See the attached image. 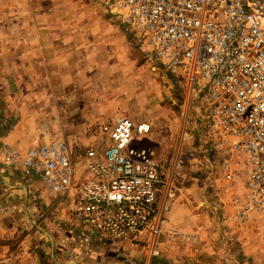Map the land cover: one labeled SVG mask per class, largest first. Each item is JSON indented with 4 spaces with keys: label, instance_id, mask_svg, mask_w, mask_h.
<instances>
[{
    "label": "rangeland",
    "instance_id": "374dc122",
    "mask_svg": "<svg viewBox=\"0 0 264 264\" xmlns=\"http://www.w3.org/2000/svg\"><path fill=\"white\" fill-rule=\"evenodd\" d=\"M22 2L0 0L1 26L10 22L11 16L23 13ZM79 12L89 21L95 16L113 19V25L117 24L125 36L93 33L92 23L81 22L78 38L65 44L79 42L73 65L63 70L15 71L16 86L5 79L7 72L0 73V131L16 126L18 144L20 138L27 141L24 152L17 148L5 156L13 157L16 171L24 170L23 181H27L26 177L32 180L22 185H31L30 190L40 193L47 201L48 222L56 217L55 212L67 209L70 198L50 194L38 174L25 172L21 158L30 148L60 140L68 148L74 172L80 175L81 155L98 141L100 126L122 114L151 126L150 134L138 145L151 150L154 159L164 167L168 181L171 164L176 157H182V164L175 172L178 183H173L174 194L168 200L170 208L164 214L157 235L154 247L157 254H151L146 232L132 243L120 242L143 252L142 259L134 257L138 264H163L162 259H158L159 244L169 240L174 244L166 249L175 259L180 257L179 264H264V216L254 212L244 214L242 176L234 182H226L216 152L197 137L185 138L189 133L196 135L201 123L202 105L193 86L158 65L146 44L117 18L121 13L118 8L106 6L102 0H79ZM44 128H47L46 133ZM3 164L13 166L4 161ZM232 169L239 170L235 166ZM174 205L180 207V212L175 218L176 227L170 229L168 214ZM68 213L73 219L72 210ZM12 220L0 215V264H26L28 260L22 245L31 242L35 246L31 264L57 263L42 251L45 248L40 243L46 235L37 228L38 234L32 240L25 239L27 231L9 235L8 222ZM33 220L35 229L43 218ZM143 234H146L145 239L141 240ZM98 237L112 245L101 235ZM225 256L234 257L235 262H215L218 258L225 261Z\"/></svg>",
    "mask_w": 264,
    "mask_h": 264
},
{
    "label": "built area",
    "instance_id": "2783aa9c",
    "mask_svg": "<svg viewBox=\"0 0 264 264\" xmlns=\"http://www.w3.org/2000/svg\"><path fill=\"white\" fill-rule=\"evenodd\" d=\"M102 2L121 10L117 18L162 69L193 86L201 123L185 138L197 137L216 152L226 182L242 176L244 214L264 216V0ZM150 132L146 122L115 115L82 153L80 175L60 140L28 149L22 166L50 194L70 198L73 218L84 227L112 244L146 232L156 255L182 157L171 164L168 181L151 150L138 145ZM3 161L14 163L10 156Z\"/></svg>",
    "mask_w": 264,
    "mask_h": 264
},
{
    "label": "crops",
    "instance_id": "0c3cea01",
    "mask_svg": "<svg viewBox=\"0 0 264 264\" xmlns=\"http://www.w3.org/2000/svg\"><path fill=\"white\" fill-rule=\"evenodd\" d=\"M21 4L24 7L23 13L11 16L10 22L0 25V73L7 72L5 79L13 86L17 85L13 73L15 71L63 70L65 66L73 65L74 55L78 54L79 42L68 46L65 44L78 38L81 22L92 23L93 33H100L103 36L118 33L120 38L125 36L117 24L113 25V19L95 16L89 21L87 17L80 16L79 0H23ZM99 53L104 54L101 50ZM73 117L78 118L74 114ZM16 134V126L7 131H0V215L13 219V222L10 221L11 224L8 222L11 225L7 230L9 235L27 231L29 233H26L25 239L32 240L40 231L46 235L40 243L41 247L43 245L45 248L42 251H46V255L55 263L57 261L56 264H127V262L132 264L133 261L138 264V260L135 259L140 257L142 259L144 255L136 246H128L130 244L127 243L111 245L78 220L70 218L68 212L72 210L71 201L67 209L60 212L57 210L56 217L52 222H48L47 201L40 193L30 190L31 185H22L30 179L26 177L27 181H23L24 170L21 172V168L19 169L21 171H16L15 164L9 167L3 164V157L8 152L17 148L24 152L27 147L25 139L20 138L21 143L18 144ZM38 206L40 208H37ZM179 212L178 205H174L169 212L167 224L170 229L176 227L174 223ZM35 218H43V221L33 229L32 226L36 224L33 220ZM145 235L141 236L143 237L141 240L145 239ZM173 244L172 240L159 244L158 259H162L163 264L180 263V257L175 259V255L166 249ZM22 246L25 259L28 260L26 264L33 263L32 252L35 246H32V242L30 245ZM225 257V261L224 258H218L215 262L228 260L235 262L234 257ZM45 259L47 263L48 257Z\"/></svg>",
    "mask_w": 264,
    "mask_h": 264
}]
</instances>
